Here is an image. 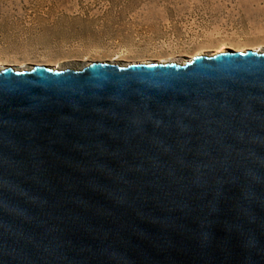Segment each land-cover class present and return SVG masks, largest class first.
<instances>
[{
  "label": "water",
  "instance_id": "95a60500",
  "mask_svg": "<svg viewBox=\"0 0 264 264\" xmlns=\"http://www.w3.org/2000/svg\"><path fill=\"white\" fill-rule=\"evenodd\" d=\"M0 264H264V50L0 69Z\"/></svg>",
  "mask_w": 264,
  "mask_h": 264
},
{
  "label": "rangeland",
  "instance_id": "374dc122",
  "mask_svg": "<svg viewBox=\"0 0 264 264\" xmlns=\"http://www.w3.org/2000/svg\"><path fill=\"white\" fill-rule=\"evenodd\" d=\"M264 50V0H0V68Z\"/></svg>",
  "mask_w": 264,
  "mask_h": 264
},
{
  "label": "bare ground",
  "instance_id": "6f19581e",
  "mask_svg": "<svg viewBox=\"0 0 264 264\" xmlns=\"http://www.w3.org/2000/svg\"><path fill=\"white\" fill-rule=\"evenodd\" d=\"M217 53H223V52H217ZM217 53H214V54H217ZM224 53H226V52H224ZM0 69H3V68H0Z\"/></svg>",
  "mask_w": 264,
  "mask_h": 264
}]
</instances>
